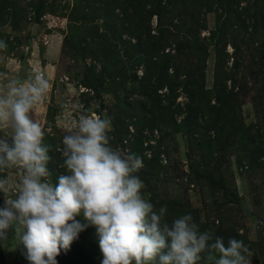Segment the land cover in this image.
I'll return each instance as SVG.
<instances>
[{"label": "rangeland", "instance_id": "obj_1", "mask_svg": "<svg viewBox=\"0 0 264 264\" xmlns=\"http://www.w3.org/2000/svg\"><path fill=\"white\" fill-rule=\"evenodd\" d=\"M14 1L19 18L8 13V24L0 26V40L7 44L0 50V91H6L10 80L26 81L37 71L49 80L51 87L32 117L56 155L48 164L53 183L66 171L62 140L79 116L110 118L111 146L142 158L136 175L145 185L144 198L156 209L165 201L177 209L166 214L167 222L191 213L222 232L235 231L251 242L250 264H264V131L250 133L263 127L264 28L246 14L254 11V2L241 3V11L247 6L245 22L217 4L210 11L181 7L164 14L161 22L155 14L151 34L160 36L164 27L166 41L151 50V59L139 62L140 53L130 44L136 42L132 34L122 32L118 36L125 41L109 43L112 35L100 27L102 19L71 23L74 0ZM220 48L228 55L222 70L228 77L221 78L236 97L234 114L216 123L200 86L214 88ZM209 102L215 105V97ZM0 178L18 187L19 170L0 172ZM76 219L85 223L82 216ZM80 237L85 240L75 251L101 264L98 236L86 230ZM24 252L10 228L0 238V264H29ZM61 255L57 264H77L70 257L62 263Z\"/></svg>", "mask_w": 264, "mask_h": 264}, {"label": "clouds", "instance_id": "obj_2", "mask_svg": "<svg viewBox=\"0 0 264 264\" xmlns=\"http://www.w3.org/2000/svg\"><path fill=\"white\" fill-rule=\"evenodd\" d=\"M7 48L0 40V50ZM51 85L42 71L0 91V172L18 169V187L0 178V238L14 227L29 264H57L61 250L94 227L101 264H250L242 240L227 244L191 213L167 222V207L145 199L142 158L110 144L111 119L81 114L63 137L64 174L50 179V145L32 117ZM11 194V195H9ZM82 216L85 223L76 218Z\"/></svg>", "mask_w": 264, "mask_h": 264}, {"label": "trees", "instance_id": "obj_3", "mask_svg": "<svg viewBox=\"0 0 264 264\" xmlns=\"http://www.w3.org/2000/svg\"><path fill=\"white\" fill-rule=\"evenodd\" d=\"M244 1H248L249 3H251V1L254 2L253 4L255 5V7L253 12H251L250 10H247L246 12L247 6L245 10L241 11L240 6ZM216 4L217 7L223 9L224 11H233L237 15V18L242 22L246 21V19L242 18L246 12V14L253 22L259 24V26L262 25L261 27L264 28V0H74V4L70 12V22L72 23L79 21L83 23L80 25H84L87 22H94L98 19H102L103 23L100 25V27L107 29L111 32L109 34L112 35L108 36L107 38L106 42L109 43H112V40L117 39L125 41L124 39H122V37L118 36V34L122 32L126 31L132 34V36L136 38V42L135 44H130L133 47H136V52L140 53V56L138 58V61L140 62L143 59L146 61H148V59H151V50H153V48H162L164 46V42L166 41L165 37L163 36V32L165 31L164 27L160 28L162 33L160 36L156 37L151 34L150 20L155 14L158 15L161 22L164 14H171L175 12V9L177 10L181 7L185 10H189L193 7L196 8L197 6L199 10L206 9L210 11L215 9ZM8 5L11 6V9H15L12 13L10 11L8 12ZM16 7L17 5L14 0H2L0 2V26L8 24V19L5 17L8 13L15 16L16 20L17 18H19L20 15L17 12ZM16 20L11 21L13 27L17 26L18 22ZM160 24L162 25V23ZM96 26L99 28L98 23H96ZM201 28H206V25L201 24L200 29ZM198 30H196V32H198ZM221 34L222 37H224L223 33ZM216 35V31L212 32L213 38H215ZM194 39H196L197 43L199 42L196 35ZM221 40L222 39H220V41ZM220 41L217 42L218 45H220ZM198 44L200 45V43ZM200 46L202 47L203 44L201 43ZM227 58L228 55L224 53V50L222 48L218 49L214 88L204 89V86H200V91L207 97V105L210 106L214 121H216V123H218L219 121L227 122L230 114H234L232 102L234 101L236 96L233 93L234 91L229 90L226 83H223L221 78L223 74L225 75V78L228 77V74L226 72H222ZM90 84H93V80ZM159 86H162V84H160ZM212 96L215 97V105H211L209 102L211 101ZM262 122L263 127L261 129L258 127L257 129L254 128L250 130V133H252V135L254 133L260 135L264 131V119ZM261 135H264V133ZM49 155L51 156L50 162L52 161V159L56 158V155H54L52 151H49ZM48 166L53 169L51 165ZM167 203L166 201L164 203V205L167 207L166 214H174L177 209L169 208L168 206L171 204ZM193 217L194 220L200 225L201 230L213 231L215 236H220L224 239L225 244H227L229 238L234 237L238 240H242L244 244L249 248V244H251V242L247 238L238 235L235 231L222 232L221 228L216 229V225L214 223H202L201 220L197 218V216ZM86 230H89L91 233H94L96 235V230L94 229V227L86 228L84 231ZM82 234H84V232ZM84 240L85 238L83 239V237H80L79 233L78 238L72 242L69 250H61L60 255L62 253V263L65 262V258L70 257V259L76 261L77 264H87L89 262L93 264L91 261V257L88 256L86 252L75 251V248L81 246ZM97 246L99 247V244H97ZM65 253L66 256L64 257ZM60 255H58L56 258H59ZM99 255L102 256L101 253H99Z\"/></svg>", "mask_w": 264, "mask_h": 264}, {"label": "crops", "instance_id": "obj_4", "mask_svg": "<svg viewBox=\"0 0 264 264\" xmlns=\"http://www.w3.org/2000/svg\"><path fill=\"white\" fill-rule=\"evenodd\" d=\"M47 65H49V62H47V64H45L44 68H46V67H47Z\"/></svg>", "mask_w": 264, "mask_h": 264}]
</instances>
